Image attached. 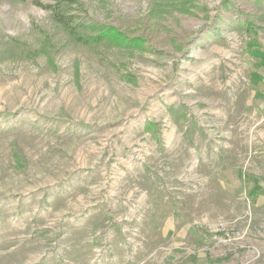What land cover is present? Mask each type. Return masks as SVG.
<instances>
[{
  "label": "rangeland",
  "instance_id": "obj_1",
  "mask_svg": "<svg viewBox=\"0 0 264 264\" xmlns=\"http://www.w3.org/2000/svg\"><path fill=\"white\" fill-rule=\"evenodd\" d=\"M71 7L0 0V264H264V0Z\"/></svg>",
  "mask_w": 264,
  "mask_h": 264
},
{
  "label": "trees",
  "instance_id": "obj_2",
  "mask_svg": "<svg viewBox=\"0 0 264 264\" xmlns=\"http://www.w3.org/2000/svg\"><path fill=\"white\" fill-rule=\"evenodd\" d=\"M14 1H26V0H14ZM32 2L38 6H42L49 9L51 12V17L67 34H69L76 42L81 43H98L103 40H111V36L104 34L103 30H99L95 35H91L98 28V24L94 25L81 21V17L72 12L73 8L71 4L73 0H52V3L42 4L37 0H32ZM98 25V26H97ZM112 31V30H110ZM108 33H111V32ZM107 38V39H106Z\"/></svg>",
  "mask_w": 264,
  "mask_h": 264
},
{
  "label": "built area",
  "instance_id": "obj_3",
  "mask_svg": "<svg viewBox=\"0 0 264 264\" xmlns=\"http://www.w3.org/2000/svg\"><path fill=\"white\" fill-rule=\"evenodd\" d=\"M226 234H228V233H226ZM214 238H216V236H214Z\"/></svg>",
  "mask_w": 264,
  "mask_h": 264
}]
</instances>
